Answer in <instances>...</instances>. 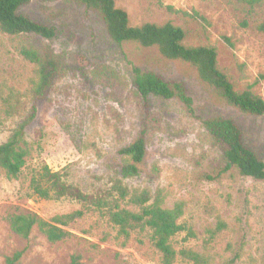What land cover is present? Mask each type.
<instances>
[{"label":"rangeland","instance_id":"1","mask_svg":"<svg viewBox=\"0 0 264 264\" xmlns=\"http://www.w3.org/2000/svg\"><path fill=\"white\" fill-rule=\"evenodd\" d=\"M132 26L172 22L187 32L189 46H212L219 68L236 90L248 88L264 99V0H115ZM21 13L56 29L53 40L0 32V145L35 113L26 128V166L16 178L0 168V264L23 251L19 264H162L149 230L129 235L110 220L111 209L138 211L121 200L118 182L131 192L149 191L165 208L183 209L185 230L173 244L209 264H264V180L227 168L222 146L203 120L230 117L244 131L246 144L264 159V116L230 106L196 69L169 60L156 48L114 42L101 16L76 0H31ZM181 11L182 13H177ZM197 13L206 23L196 17ZM23 47L51 49L60 71L37 99V66ZM183 82L192 109L179 99L143 97L133 82L134 68ZM145 134L147 156L140 175L125 178L131 162L120 150ZM48 166L105 206L70 198L46 200L33 194L31 181ZM82 210L65 227L70 236L51 243L38 228L29 238L14 233L11 216L36 213L45 220ZM176 264H194L178 256Z\"/></svg>","mask_w":264,"mask_h":264},{"label":"trees","instance_id":"2","mask_svg":"<svg viewBox=\"0 0 264 264\" xmlns=\"http://www.w3.org/2000/svg\"><path fill=\"white\" fill-rule=\"evenodd\" d=\"M31 0H0V32L10 36L32 35L45 40L56 38V29L50 25L33 20L21 13V8ZM88 9L97 12L110 38L118 43H137L145 48H156L160 55L169 60H180L191 64L197 71L199 79L213 87L230 106L252 116H264V99L256 95L251 88L238 91L229 76L218 64V51L212 46H189L186 44L187 32L172 22L157 24L146 22L132 26L126 10L117 7L115 0H76ZM177 13H182L177 11ZM194 15L206 23L197 13ZM258 29L264 32V22ZM21 55L38 69L39 79L34 88V95L44 96L60 71V62L51 49L40 51L35 47H23ZM133 82L143 97L154 96L161 99H179L192 109L193 100L183 82L167 81L161 75L134 68ZM35 113L15 130L13 135L0 145V168L7 175L16 178L26 166L29 151L23 146L26 128L34 119ZM211 136L222 146L227 168H236L242 176L255 180H264V159L245 142V135L240 125L230 117H211L203 120ZM145 134L139 135L132 143L123 147L120 154L128 158L122 166L125 178H133L141 173V166L147 156ZM31 190L39 198L60 200L70 198L85 205L105 206L102 198L85 194L80 188L69 184L60 172L44 166L31 181ZM116 190L120 199L129 200L139 207L138 211L121 208L119 199L114 202L117 210L111 209L110 220L120 228V232L129 235L130 231L141 229L152 232L151 239L162 256V264H176L179 254L194 264H209L198 253L174 247V238L185 230L180 223L183 214L181 206L163 207L158 200L150 203L149 191L131 192L118 182ZM82 210L65 215H57L50 220L41 218L36 213H20L10 217L12 231L23 238H29L34 228L46 236L51 243L67 239L71 234L65 229L72 222L83 216ZM24 252L19 251L7 257L5 264H19ZM71 264H78L74 258Z\"/></svg>","mask_w":264,"mask_h":264}]
</instances>
